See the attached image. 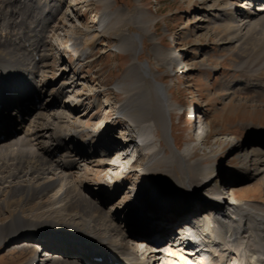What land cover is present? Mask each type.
Wrapping results in <instances>:
<instances>
[{
	"label": "bare ground",
	"instance_id": "bare-ground-1",
	"mask_svg": "<svg viewBox=\"0 0 264 264\" xmlns=\"http://www.w3.org/2000/svg\"><path fill=\"white\" fill-rule=\"evenodd\" d=\"M97 1L104 6L99 22H94L99 26L96 29L84 27V32L79 34L76 32V22L80 20L78 9L74 7L76 0H0V119L12 102L19 103L25 113L24 120L13 114L9 123H0V136L5 138H0V216H9L0 221V250L5 252L9 247V251L17 249L33 253L25 264H127L135 258L131 241L143 234L152 237L156 244L146 261L135 264H161V260L171 257L172 253L181 264H186L187 260L181 257L186 255L196 260L203 252L209 255L198 264H264V201L239 198L242 183L260 179L264 187V150L261 152L264 126L259 125L260 131L239 146L238 159L245 162L244 166L250 162L252 166L250 174L242 168L237 177L227 178L237 187L235 203H226L219 214L208 212L211 208L207 203L209 196L202 192L215 184L213 173L224 176V169L216 171L209 162L203 164L199 159L192 160L195 148L180 150L173 144L170 116L176 107L175 101L168 94V87L156 79L150 66L139 62L144 33L154 41L149 30L151 22L144 18L146 12L128 14L126 8L114 12V0ZM203 1L206 8L200 10L214 12V20L205 22L221 26L229 35L225 43L240 48L243 58L235 71L243 75L250 71L236 79L232 87L245 92L255 91L259 98L264 97V4L251 10L250 0ZM64 6L71 12L67 13ZM62 15L71 24L64 35L65 42L58 33L59 42L51 43L49 35L54 36L60 29L57 24ZM123 17L141 30V33H131L125 27L115 45L131 56L123 78L114 86L125 93L126 99L117 103L113 112L117 114L115 119L105 113L104 121L93 126L89 137L80 141L82 131L75 125V120L99 109L100 100L94 99L83 107L82 96L76 90L79 80L84 79L83 71L74 80H68L66 67L55 63L56 56L50 54L49 47L59 54L63 48L76 59V73L78 65L88 62L102 34L119 28V19H125ZM152 47L158 59L168 58L171 54L155 42ZM195 51L196 54L199 52ZM169 63L172 65L171 60ZM186 65L190 66L189 63ZM203 67L208 65L203 63ZM245 67H251V70H244ZM128 79L132 83L125 88ZM44 83L49 87L46 96H43ZM33 90H37L41 100L27 107L25 103L30 101ZM66 94L77 100L68 105L61 99ZM31 96L33 98L34 94ZM38 104H42L43 109H36ZM194 117L197 130L205 117L202 116L201 121H197L196 114ZM115 122L127 123L126 128L121 127L126 131L134 125L142 133L143 140L137 144L140 156L145 154L148 160L140 167V172L148 174L154 166H164L169 177L162 182L150 174L155 184L146 205L152 204L154 209L151 207L147 216L142 214L141 217V213L132 216L130 222L125 213L131 212V203H125L122 208L118 206L120 196L126 193L121 179L127 175L114 174L105 182L91 169L93 163H97L104 172L109 160L124 159L117 152L107 154L103 149L105 141L113 139L111 131ZM115 165L112 164V168ZM164 184L166 191L157 199L156 195L164 191ZM92 186L98 193L91 197L88 190ZM164 193L173 195L172 200L179 201L180 207L158 206L165 200ZM184 196L189 200L184 202ZM196 207L206 209L197 215L203 219L201 231L205 244L198 243L197 248L190 244L185 246L188 239L171 244L173 240L169 241L168 237L176 225L185 221L187 212H193ZM119 215L125 218L120 219ZM183 229L186 232V228ZM85 245L88 248L84 250ZM215 259L219 261L215 262ZM233 259L235 262L232 263Z\"/></svg>",
	"mask_w": 264,
	"mask_h": 264
},
{
	"label": "rangeland",
	"instance_id": "rangeland-1",
	"mask_svg": "<svg viewBox=\"0 0 264 264\" xmlns=\"http://www.w3.org/2000/svg\"><path fill=\"white\" fill-rule=\"evenodd\" d=\"M204 4L206 3L203 0H114L112 9L115 12L118 8H126L128 14L145 11L144 18L151 22L149 30L154 35V41L151 40L149 34L144 33L141 46L143 49L139 55V62H146L150 66L152 73H156V79L170 90L168 94L171 99L179 103V105L176 104L170 116V132L173 135L174 146L177 149L184 150L186 147L194 149L196 145V150L194 149L195 156L192 160L199 159L203 164L209 162L214 165L216 171L222 168L227 173L230 169V163L236 161V158L240 156V144H245L249 138L253 137V134L258 133L260 131L259 125L264 126V97L259 98L255 91L246 90L245 92L232 87V83L243 75V73L235 71L236 65L243 58L242 54L239 53L240 48L225 43L229 35L221 26L214 25L211 22L207 23L209 20L213 21L212 16H210L212 11H201V7L206 8L203 6ZM74 7L78 9L77 11L80 14V20L76 22L78 26L76 32L83 33L84 27L87 26L92 29L99 26H96L94 22L101 17L104 8L101 2L97 0H76ZM64 10L67 13L71 12L68 6H64ZM123 18L125 19H119L121 20L119 28L102 34L101 38L97 40L93 52L88 57V62L85 63L84 79L79 80V85L76 87V90L82 96L81 104L83 107L88 106L94 99L100 100L101 106L99 109L91 111L89 116H79L75 120V125L82 131L78 138L80 141H85L89 137L88 133H90L91 128L104 121L105 113L111 115L110 119H115L117 114H113V112L117 103L126 99L124 98L125 93L118 91L114 86L118 80L123 78L122 75L131 63V56L115 48V45L119 43V33L125 27H128L131 33H141V30L133 22L131 23L128 18ZM70 25L62 15L57 24V28L60 29L58 32H54V36L53 34L49 35L50 42H59L60 36L62 41L65 42L64 35L69 31ZM58 33H60V36ZM179 36L182 37V46L186 50V58L191 66L190 69L188 68L185 73L181 74L177 71V66H180V64L173 67L169 63L172 55L169 46L173 43V40L177 41ZM154 42L162 47L164 51L171 53L168 58L158 59L156 57L152 50ZM197 48L199 52L196 54L195 49L197 50ZM48 51L50 54L55 53L52 47ZM65 51L63 49L62 53L54 59L57 61L55 63H61L66 67L67 76L69 74V77H71L72 72L69 70L71 65L67 61L70 58ZM203 63L207 64L208 67H203ZM243 69L251 70V67ZM249 72L245 71L243 76L249 74ZM262 75H264V70H262ZM131 83L132 80L128 79L125 88L129 87ZM61 99L67 100L68 105H70V101L77 100L76 98L73 100L64 96ZM189 107L199 109L205 117L203 124L197 125V130L196 126L193 130L190 128L189 122L182 114V111L187 110ZM118 123L112 124L111 133H117L119 126L126 128L127 123L121 125ZM204 133H207L204 140L195 139L196 134L201 137ZM161 134L159 135L161 136ZM123 158L109 160L110 164H107L110 168L106 165V171L104 172H101V169L96 165L97 163H93V166H91V169L93 168L92 172L97 173L105 182L111 180V176L114 174L127 175V178L122 177L121 179V184L123 188H126V193L120 196L118 206L121 207L125 203L128 205L131 203L130 211L134 216L138 213H141V217L142 214L147 216L149 209L151 207L154 209L152 204L146 205L152 194H150L151 187L155 184V179L150 174L161 179L162 182L169 177L164 171V166H154L148 174L141 173L140 167L145 165L148 160L145 154L137 157L133 164L131 163L135 157ZM216 163H218L217 166ZM112 164L116 165L112 168ZM130 166L131 168H129ZM165 185L163 187L164 191L156 195L157 199L166 191ZM241 185L240 199L264 201V187L260 179H253ZM164 194L165 200L159 203L158 206L173 209L180 206L179 201L172 200L173 195ZM8 217V215L0 216V221H5ZM119 218L124 219L122 215H119ZM196 245H194L195 248H197ZM8 248L5 252L0 250V264H23L29 258L28 256L33 254L27 251H16L17 249L9 251ZM168 253H171L169 248ZM170 255L172 258L166 257L160 263L181 264L179 258L176 259L173 253ZM208 255L209 253L203 252L200 257L196 256V260L186 257V255L181 258L187 260L186 264H198L201 259H206ZM218 261V259H215V262ZM231 262L233 263L235 260L233 259Z\"/></svg>",
	"mask_w": 264,
	"mask_h": 264
}]
</instances>
